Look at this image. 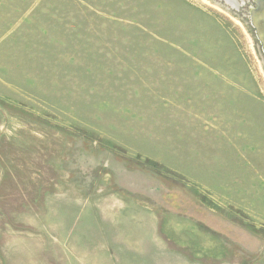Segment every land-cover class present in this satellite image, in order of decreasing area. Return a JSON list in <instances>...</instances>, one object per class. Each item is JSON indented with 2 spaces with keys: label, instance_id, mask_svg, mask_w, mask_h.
Masks as SVG:
<instances>
[{
  "label": "rangeland",
  "instance_id": "374dc122",
  "mask_svg": "<svg viewBox=\"0 0 264 264\" xmlns=\"http://www.w3.org/2000/svg\"><path fill=\"white\" fill-rule=\"evenodd\" d=\"M250 5L0 0V264H264Z\"/></svg>",
  "mask_w": 264,
  "mask_h": 264
},
{
  "label": "water",
  "instance_id": "95a60500",
  "mask_svg": "<svg viewBox=\"0 0 264 264\" xmlns=\"http://www.w3.org/2000/svg\"><path fill=\"white\" fill-rule=\"evenodd\" d=\"M233 7L239 8L250 0H224ZM253 5L249 6L250 23L254 28L255 35L260 42L264 54V0H252Z\"/></svg>",
  "mask_w": 264,
  "mask_h": 264
},
{
  "label": "trees",
  "instance_id": "16d2710c",
  "mask_svg": "<svg viewBox=\"0 0 264 264\" xmlns=\"http://www.w3.org/2000/svg\"><path fill=\"white\" fill-rule=\"evenodd\" d=\"M149 162H150V160L148 161V163H149ZM152 167H153L154 169L162 168L161 165H158V164H156V163L152 164Z\"/></svg>",
  "mask_w": 264,
  "mask_h": 264
}]
</instances>
